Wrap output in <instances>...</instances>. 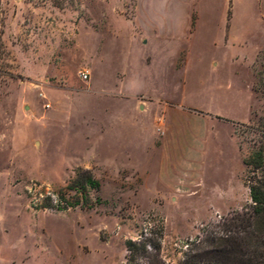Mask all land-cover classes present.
I'll return each instance as SVG.
<instances>
[{
    "label": "rangeland",
    "instance_id": "374dc122",
    "mask_svg": "<svg viewBox=\"0 0 264 264\" xmlns=\"http://www.w3.org/2000/svg\"><path fill=\"white\" fill-rule=\"evenodd\" d=\"M0 11V264H134L127 241L147 238L137 263L183 264L249 205L264 0ZM85 171L100 186L70 206Z\"/></svg>",
    "mask_w": 264,
    "mask_h": 264
},
{
    "label": "trees",
    "instance_id": "16d2710c",
    "mask_svg": "<svg viewBox=\"0 0 264 264\" xmlns=\"http://www.w3.org/2000/svg\"><path fill=\"white\" fill-rule=\"evenodd\" d=\"M255 89L264 94V63L257 73ZM253 130L258 134V138L252 152L244 159L248 169L246 182L251 202L244 210L223 219L218 227L209 231L205 237L192 242L185 253L183 264H264V114L258 127ZM99 186V181L90 171L79 173L69 185V188L76 190V199L68 204L83 205L88 196V187ZM57 208L65 209L66 206L58 204ZM160 230L162 232V229ZM150 246L159 249L160 242L154 243L149 238L141 242L128 240L129 262L142 264L137 263V259L147 256Z\"/></svg>",
    "mask_w": 264,
    "mask_h": 264
},
{
    "label": "crops",
    "instance_id": "0c3cea01",
    "mask_svg": "<svg viewBox=\"0 0 264 264\" xmlns=\"http://www.w3.org/2000/svg\"><path fill=\"white\" fill-rule=\"evenodd\" d=\"M143 42H145L144 44H146V43H147V42H146V40H143ZM144 44H143V45H144Z\"/></svg>",
    "mask_w": 264,
    "mask_h": 264
},
{
    "label": "built area",
    "instance_id": "2783aa9c",
    "mask_svg": "<svg viewBox=\"0 0 264 264\" xmlns=\"http://www.w3.org/2000/svg\"><path fill=\"white\" fill-rule=\"evenodd\" d=\"M84 76L87 77L88 75L85 73Z\"/></svg>",
    "mask_w": 264,
    "mask_h": 264
}]
</instances>
